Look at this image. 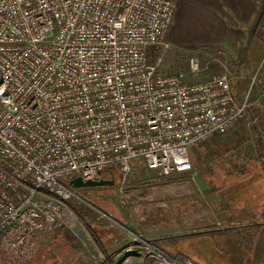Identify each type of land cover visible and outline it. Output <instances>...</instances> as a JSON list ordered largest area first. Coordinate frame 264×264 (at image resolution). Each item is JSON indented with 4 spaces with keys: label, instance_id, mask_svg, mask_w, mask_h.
<instances>
[{
    "label": "built area",
    "instance_id": "1",
    "mask_svg": "<svg viewBox=\"0 0 264 264\" xmlns=\"http://www.w3.org/2000/svg\"><path fill=\"white\" fill-rule=\"evenodd\" d=\"M174 10L172 0H0V264L30 263L55 228L75 233L82 220L70 200L119 228L151 264H197L69 184L116 171L123 193L134 159L161 176L190 171L193 147L248 114L264 139V115L249 100L264 95L259 69L236 98L227 72L192 81L202 69L197 58L186 71H168L153 53L168 48Z\"/></svg>",
    "mask_w": 264,
    "mask_h": 264
},
{
    "label": "rangeland",
    "instance_id": "2",
    "mask_svg": "<svg viewBox=\"0 0 264 264\" xmlns=\"http://www.w3.org/2000/svg\"><path fill=\"white\" fill-rule=\"evenodd\" d=\"M173 1L174 16L166 38L168 48L157 49L153 52L157 55L163 53V66L166 70L182 69L186 71L189 59L195 57L199 60L202 69L189 79L192 81L203 80L216 73L227 72L231 78L236 98L238 96L241 98L247 92L251 77L258 69L259 73H262L261 77L264 78V20L260 21L261 14L258 15L255 35H241V23L229 21L227 22L229 28L223 29L224 21L203 18L202 5L193 2V0ZM262 2L264 3V0ZM221 29L223 34H220ZM224 32L228 34H224ZM249 100L250 110L259 111L264 115V95H260L256 91L251 94ZM249 116L248 114L246 118L238 121L225 133L215 134L190 150V157L193 161V169L190 172L194 175L195 181L201 182L200 174L207 168V165L203 166V163L205 164L211 157L216 159L217 155L221 154L232 156L239 153L240 156H245L254 153V140L256 145H260L264 149V139L256 135L257 128L254 129V125L249 121ZM260 125L264 126V121ZM241 130H245L242 133L245 136H240ZM239 169L242 172L249 171L247 167H239ZM131 170L150 175L151 180L149 181L152 183L157 179H164L155 170H148L140 159L131 161ZM218 170H220L218 166L215 168L213 166L210 169L215 173ZM114 173L116 175L115 182L119 184L120 176L116 171ZM110 176L109 174L108 177L110 178ZM134 182L137 183V180ZM114 186L117 187L115 190L121 193L119 185L114 184ZM75 189L93 206L99 207L112 217L122 221L120 216L116 215L118 206L113 195H117V192L114 188L89 186ZM230 192L239 197L243 196L242 191L234 190V188H230ZM66 204L72 206L78 214L83 216H91L92 212L95 213L90 208L72 200L67 201ZM245 207L242 211L244 213L247 211ZM248 213L255 217L256 214L264 215V210ZM251 222L253 220L250 222L244 220L240 227L219 230L213 235L190 239L188 248L192 249L191 252L197 259L194 260L199 264H264V229L250 225ZM81 225L84 228L83 233H90L84 222ZM105 232L109 234L114 231L111 229ZM75 233L65 227H58L47 232L39 239L33 259L28 264H111L107 259L102 262L93 259L90 252H85L89 243L86 234L79 233L78 229H75ZM132 251L134 258H119L112 264H151L138 245L132 247Z\"/></svg>",
    "mask_w": 264,
    "mask_h": 264
},
{
    "label": "crops",
    "instance_id": "3",
    "mask_svg": "<svg viewBox=\"0 0 264 264\" xmlns=\"http://www.w3.org/2000/svg\"><path fill=\"white\" fill-rule=\"evenodd\" d=\"M193 2L202 5L203 18L224 21L223 29L229 28L227 24L229 21L241 23V35L254 36L258 15L261 14L260 21L264 20L262 0H193ZM222 32L223 30L220 34H223ZM168 33L169 30L166 38ZM244 131H240V136H245L242 135ZM256 135L260 136L258 130ZM262 148L259 145L258 149ZM258 154L259 152L245 156H240L239 153L232 156L221 154L217 155L216 159L211 157L209 161L203 163L207 168L200 174L201 182L195 181L190 171H176L160 175L164 179H157L152 183L149 181L150 175L131 170L123 193L117 192L114 185L110 186L117 192V195H113L118 206L116 215L120 216L122 220L120 222L141 237L151 240L169 255L190 258L199 264L195 261L197 259L194 258L192 249L188 248L190 239L240 227L244 220L256 221L250 225L264 229V215L256 214L253 217L248 213L264 210V161L259 159ZM213 166L214 168L218 166L220 170L216 173L210 171ZM145 167L153 170L146 165ZM239 167H247L249 171L242 172ZM134 180H137V183ZM230 188L242 191L243 196H236L230 192ZM244 206L247 210L245 213L242 212ZM78 215L90 231L83 233V226L80 224L77 226L78 232L86 234L89 242L85 252L91 254L101 252L104 259L111 264L119 258H134L132 247L137 246V243L127 244L124 240L125 234L119 228L93 212L91 216H83L80 213ZM111 229L113 233L105 232Z\"/></svg>",
    "mask_w": 264,
    "mask_h": 264
},
{
    "label": "water",
    "instance_id": "4",
    "mask_svg": "<svg viewBox=\"0 0 264 264\" xmlns=\"http://www.w3.org/2000/svg\"><path fill=\"white\" fill-rule=\"evenodd\" d=\"M115 181L113 177L110 178H101L98 180H83L80 176L72 177L69 180V184L73 188H80V187H89V186H112L114 185ZM132 242H127V244H131Z\"/></svg>",
    "mask_w": 264,
    "mask_h": 264
},
{
    "label": "trees",
    "instance_id": "5",
    "mask_svg": "<svg viewBox=\"0 0 264 264\" xmlns=\"http://www.w3.org/2000/svg\"><path fill=\"white\" fill-rule=\"evenodd\" d=\"M111 172H112L111 176L114 178V181H115L116 175H115L114 171H111ZM114 184H116V182Z\"/></svg>",
    "mask_w": 264,
    "mask_h": 264
}]
</instances>
